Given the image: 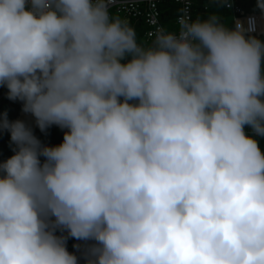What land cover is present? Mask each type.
<instances>
[{
	"label": "clouds",
	"instance_id": "1",
	"mask_svg": "<svg viewBox=\"0 0 264 264\" xmlns=\"http://www.w3.org/2000/svg\"><path fill=\"white\" fill-rule=\"evenodd\" d=\"M112 3L0 0V85L66 129L49 146L0 113V264H78L68 237L86 264H264L256 17L182 16L146 47Z\"/></svg>",
	"mask_w": 264,
	"mask_h": 264
},
{
	"label": "built area",
	"instance_id": "2",
	"mask_svg": "<svg viewBox=\"0 0 264 264\" xmlns=\"http://www.w3.org/2000/svg\"><path fill=\"white\" fill-rule=\"evenodd\" d=\"M207 4L203 6V10L207 11L209 9L208 4L217 3L220 0H206ZM198 0H113L110 6V11L113 15H118L122 19L127 20L128 23H134L136 25H142L145 27L143 32L144 42L147 46H151L154 35L158 29H164L162 25V8L167 5H175L177 11L173 13V23L174 26L171 27L174 32L178 31V19L180 17H188L193 20L197 19L195 14V8L197 7ZM231 7H224L227 11L232 14V27H234L235 21H240L246 26L247 18L250 16H255L257 19V31L255 35L261 34L260 21L258 15L256 14H244L242 8L236 4L235 0H230ZM170 20V19H169ZM168 20V21H169ZM150 44V45H149ZM146 46V47H147ZM7 88L0 85V99L7 96ZM11 107L14 108L16 112L15 120H18L21 116L30 117V120L35 124L34 118L30 114H25L21 111L22 102L21 101H11L8 100ZM12 103V105H11ZM34 130L35 126H30Z\"/></svg>",
	"mask_w": 264,
	"mask_h": 264
},
{
	"label": "trees",
	"instance_id": "3",
	"mask_svg": "<svg viewBox=\"0 0 264 264\" xmlns=\"http://www.w3.org/2000/svg\"><path fill=\"white\" fill-rule=\"evenodd\" d=\"M205 3L207 4L206 0H198L197 3V7L195 8V14H196V18L198 19H204L207 18L210 15L215 14L216 12H219V15L224 16L225 14H231L229 11H227L224 7V4H222L221 2H217V3H211L208 4V6L210 5V8L207 11L203 10V6L205 5ZM215 7V10H213L211 8V6ZM175 6V5H174ZM173 5H167L165 7L162 8V22L166 23L169 19H171V17L173 16V13H175V11H177V7H174ZM218 7H221V9H218ZM129 25L135 30L136 28V24L134 23H129ZM173 27V26H171ZM260 39L263 38L264 40V35L262 34H258L257 35ZM61 130L59 127L53 125L50 128L47 129L46 132L42 133L37 127L36 130L37 136H40V138H37L43 143V144H47L49 146H54V145H58L62 142L63 140V134L61 133ZM256 139L258 140V143L260 145V148L262 151H264V137H256ZM14 146L10 145V137L9 134H3L2 132H0V161H4L6 160L8 157H10L13 154L12 148ZM43 159V158H41ZM60 232H57V235H60ZM64 235H67V233H63ZM77 241H78V246L79 248L77 249V251L79 253L84 252L85 248L87 245H89V243H87L86 241H81V240H76L75 238L72 237H68L67 238V242H66V247L67 250L69 252L74 253L77 257H78V264H86V260L84 258L83 255H77L76 254V248L73 247V245H77Z\"/></svg>",
	"mask_w": 264,
	"mask_h": 264
},
{
	"label": "rangeland",
	"instance_id": "4",
	"mask_svg": "<svg viewBox=\"0 0 264 264\" xmlns=\"http://www.w3.org/2000/svg\"><path fill=\"white\" fill-rule=\"evenodd\" d=\"M235 2H236V4H238L242 8L244 14L250 15V14L260 13L259 9L256 7V0H235ZM211 8L213 10H215V7L213 5L211 6ZM218 9H221V7H218ZM217 16L220 17L221 20L224 21L225 23L228 22L229 27H232V17H233L232 14H228V15L225 14L224 16L217 15ZM258 18H260V16H258ZM162 25H163L165 30L174 32V30L171 29V26H174L173 18H171L166 23L162 22ZM144 30H145V27L142 25H137L135 28V32L137 35L138 42L141 43L143 46H147V43L144 42L145 39L143 37ZM261 39L263 40V38H261ZM8 100L9 99L7 98V96L0 99V113L6 112L8 119L10 121H12V120H15L16 112H15L14 108L10 106V104L8 103ZM11 105H12V103H11ZM34 126H35V124H34ZM35 130H36V126H35V129L32 131H33V134L35 136H37L36 135L37 131H35ZM64 131H66V129L61 130V133L64 134ZM2 133L6 134L8 132L3 131ZM37 137L40 138L41 135L37 136ZM76 254L81 255L77 251V248H76Z\"/></svg>",
	"mask_w": 264,
	"mask_h": 264
},
{
	"label": "crops",
	"instance_id": "5",
	"mask_svg": "<svg viewBox=\"0 0 264 264\" xmlns=\"http://www.w3.org/2000/svg\"><path fill=\"white\" fill-rule=\"evenodd\" d=\"M210 4H211V3H210ZM209 8H210V5H209ZM215 14H216V15H219V12H216ZM255 14L258 15V16H260V13H255ZM258 19H259V21H260V24H259V25H260V30H264V20H261L260 18H258ZM86 242L89 243V244L93 243L92 241H86ZM77 245H79V244H78V241H77ZM78 248H79V247H78ZM78 248H77V249H78ZM82 253H83V252H81L80 254L82 255ZM77 255H78V254H77Z\"/></svg>",
	"mask_w": 264,
	"mask_h": 264
},
{
	"label": "bare ground",
	"instance_id": "6",
	"mask_svg": "<svg viewBox=\"0 0 264 264\" xmlns=\"http://www.w3.org/2000/svg\"><path fill=\"white\" fill-rule=\"evenodd\" d=\"M18 120L24 121L28 126H34V123L30 120V117L21 116Z\"/></svg>",
	"mask_w": 264,
	"mask_h": 264
}]
</instances>
